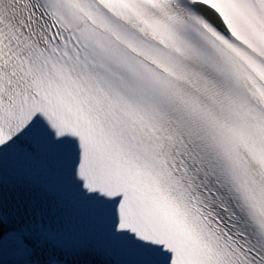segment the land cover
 I'll return each instance as SVG.
<instances>
[{
	"label": "snow or ice",
	"instance_id": "obj_1",
	"mask_svg": "<svg viewBox=\"0 0 264 264\" xmlns=\"http://www.w3.org/2000/svg\"><path fill=\"white\" fill-rule=\"evenodd\" d=\"M0 264H264V0H0Z\"/></svg>",
	"mask_w": 264,
	"mask_h": 264
}]
</instances>
